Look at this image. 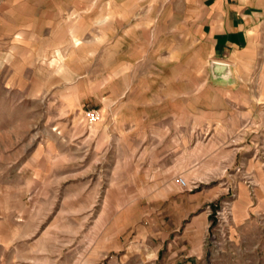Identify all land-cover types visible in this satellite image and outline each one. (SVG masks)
<instances>
[{
	"label": "rangeland",
	"instance_id": "obj_1",
	"mask_svg": "<svg viewBox=\"0 0 264 264\" xmlns=\"http://www.w3.org/2000/svg\"><path fill=\"white\" fill-rule=\"evenodd\" d=\"M57 1L0 3V264H32L26 262L30 250L44 244L34 241L44 224L33 214L54 208L65 264L82 248L88 264H154L150 253L142 256L134 249L128 259L117 249L95 261L86 246L74 244L91 237V221L104 205L111 230L120 231L114 234L115 245L144 234L139 214L149 197L150 165L183 177L188 188L182 189L190 198H204L200 212L208 220L197 257L185 261L163 252L158 263L264 264V212L240 226L231 218L239 157L264 166V118L208 124L202 122L207 114L185 109L192 101L187 75L192 69L199 73L203 65L181 46H172L180 51L178 63L155 61L158 46H153L146 63L131 65L119 63L132 55L126 40L107 51L81 42L107 26L122 39L129 25L147 18L140 12L126 15L136 8L134 0H61L63 14L56 12ZM168 42L162 43L164 50ZM177 68L183 110H160L153 104L163 93L158 83L164 80L166 93H172ZM109 97L118 100H102ZM174 104L178 100L167 107ZM94 110L99 118L91 123L85 113ZM175 112L182 114L183 125L175 124ZM240 179L253 196L257 186L251 177Z\"/></svg>",
	"mask_w": 264,
	"mask_h": 264
},
{
	"label": "crops",
	"instance_id": "obj_2",
	"mask_svg": "<svg viewBox=\"0 0 264 264\" xmlns=\"http://www.w3.org/2000/svg\"><path fill=\"white\" fill-rule=\"evenodd\" d=\"M134 1L136 8L128 11L126 15L131 16L140 12L142 17L147 16V18L138 19L137 23L129 25L122 33V39L115 38L114 31H111L113 29L107 26L105 29H96L95 33L91 32L90 39L81 38V42L95 44L96 51L101 49L107 51L113 49L116 42L126 40L128 47L133 49L130 50L132 55L128 61L119 63L131 65L138 64V62L146 63L147 49L153 46H158V51L155 50L158 52L155 61L161 64L165 60L178 63L180 51L172 46H181L183 51L193 55L192 59L197 58L203 65L199 73L196 69H192L187 75L189 80L191 81L190 78H192L193 81V83L190 82L191 85L186 92L191 95L192 101L190 105H186L185 109L196 110L199 114L202 111L203 115L207 114L202 122L208 124L233 120L236 122L263 121L264 0ZM4 2L9 4L3 7H14L21 0H0V3ZM56 9L57 14L59 12L63 14L61 0L59 5L58 1L56 2ZM49 12L47 9L46 13L49 14ZM162 15L165 21L164 26ZM163 42L169 44L165 50ZM111 55L112 62L116 64L114 53ZM94 56L95 54L92 53V58L89 56L86 58L93 59ZM215 60L230 64L233 73L231 82L225 83L211 79L209 62ZM173 74L172 82L177 87L172 93H166V82L163 80L158 83L159 91L163 88V93L158 96L157 101H153V104L156 103L160 110L181 112L183 97L179 69L177 68L176 74ZM197 77H201L200 87L196 81ZM117 98L115 100L109 97L102 100L113 104L118 100ZM171 100L174 102L178 100V105L167 107ZM178 116H180L179 123ZM175 120L176 125H183L182 114L175 112ZM183 154L179 155L184 158ZM237 155H239V150L234 151L235 160ZM239 158L241 159V156ZM240 159L236 169L241 173L239 179L234 182L236 192L231 201L233 209L231 218L234 226H240L258 213L264 212V166L255 161L245 163ZM165 169V166L161 168V166L151 167V165L147 168L148 175H153V178L148 184L147 205L141 207L139 214V219H143L146 224L141 226L142 230H145L144 234L132 235L131 239H125L121 244L118 241L115 245L114 234L120 231L114 233L111 230L110 215L106 214L108 210L104 205L101 213L91 221L93 223L92 231L90 230L91 237L86 236L87 240L76 241L75 246H86L85 252H89L95 261L99 258L105 260L109 255L112 257V252L117 249L126 252L122 256L124 259L129 258V250L132 249L142 256L145 252L150 253L154 264L155 261L160 264L158 262L163 252L170 257L179 254V257L183 256L185 261L191 260L194 256L197 257V254L203 251L205 229L208 224L206 215L200 212L204 198L202 200L190 198V193L182 189L175 176L165 174ZM178 172L180 173L181 170L179 169ZM245 175L251 177L254 186H257L253 196H250L249 190L240 179ZM201 180V178L196 179L198 182ZM39 212L33 216L37 213L42 216L39 220L43 221L44 228L34 241L40 240L44 244H40L42 247L39 250H36V247L32 248L26 262L65 264V244L62 239L63 232L58 228L61 224L58 222L60 219H57V209L54 208L52 212L49 209ZM52 214H54L52 219L45 217V215ZM99 220L101 227L98 226V232H96L93 226L98 225ZM32 232H29V236H32ZM80 251H84V248L74 252V256L67 264H88L90 262L88 255Z\"/></svg>",
	"mask_w": 264,
	"mask_h": 264
},
{
	"label": "water",
	"instance_id": "obj_3",
	"mask_svg": "<svg viewBox=\"0 0 264 264\" xmlns=\"http://www.w3.org/2000/svg\"><path fill=\"white\" fill-rule=\"evenodd\" d=\"M210 77L213 81L229 83L233 79L232 67L222 61H210Z\"/></svg>",
	"mask_w": 264,
	"mask_h": 264
},
{
	"label": "built area",
	"instance_id": "obj_4",
	"mask_svg": "<svg viewBox=\"0 0 264 264\" xmlns=\"http://www.w3.org/2000/svg\"><path fill=\"white\" fill-rule=\"evenodd\" d=\"M85 114L87 115L88 120H89V122H91V123H92L94 120H96V119L99 118L98 112L95 111V110H94V111H87ZM176 181H177V183H178L183 189H187V188H188V183H187V181H186L183 177L178 176V177L176 178Z\"/></svg>",
	"mask_w": 264,
	"mask_h": 264
}]
</instances>
